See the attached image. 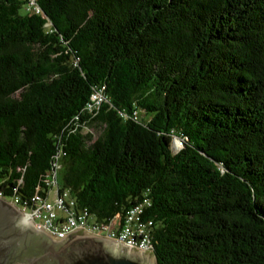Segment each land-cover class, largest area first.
<instances>
[{
  "label": "trees",
  "instance_id": "trees-1",
  "mask_svg": "<svg viewBox=\"0 0 264 264\" xmlns=\"http://www.w3.org/2000/svg\"><path fill=\"white\" fill-rule=\"evenodd\" d=\"M34 1L0 0L2 196L56 163L98 222L141 205L158 264H264V0Z\"/></svg>",
  "mask_w": 264,
  "mask_h": 264
},
{
  "label": "built area",
  "instance_id": "built-area-1",
  "mask_svg": "<svg viewBox=\"0 0 264 264\" xmlns=\"http://www.w3.org/2000/svg\"><path fill=\"white\" fill-rule=\"evenodd\" d=\"M30 6L36 12L40 11L34 0H31ZM105 100L104 94L95 93L89 109L99 108ZM181 147L182 141L176 139L174 148ZM54 168L46 181L49 188L46 197L35 194L30 203H23L18 196L11 198L10 204L20 214L22 226L29 227L57 243L96 238L107 240L132 253L152 256L153 222L143 219L141 205L129 209L124 216L117 214L109 223L98 222L88 209L78 206L70 190L60 187L57 174L59 166L55 163ZM0 199H5L1 193Z\"/></svg>",
  "mask_w": 264,
  "mask_h": 264
},
{
  "label": "water",
  "instance_id": "water-1",
  "mask_svg": "<svg viewBox=\"0 0 264 264\" xmlns=\"http://www.w3.org/2000/svg\"><path fill=\"white\" fill-rule=\"evenodd\" d=\"M111 242L80 238L57 243L20 224V214L0 199V264H158Z\"/></svg>",
  "mask_w": 264,
  "mask_h": 264
},
{
  "label": "rangeland",
  "instance_id": "rangeland-1",
  "mask_svg": "<svg viewBox=\"0 0 264 264\" xmlns=\"http://www.w3.org/2000/svg\"><path fill=\"white\" fill-rule=\"evenodd\" d=\"M103 128L99 125H94L93 127L85 130V134H90L93 137V140H96L102 132ZM60 182H61V178H60ZM6 202H11V198H5ZM151 259L154 260V257L151 256ZM150 260V261H152Z\"/></svg>",
  "mask_w": 264,
  "mask_h": 264
}]
</instances>
